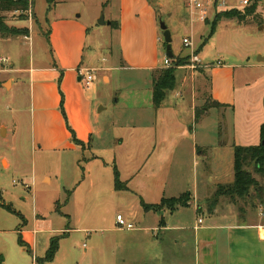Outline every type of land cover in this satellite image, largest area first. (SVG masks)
I'll use <instances>...</instances> for the list:
<instances>
[{
	"label": "crops",
	"instance_id": "crops-1",
	"mask_svg": "<svg viewBox=\"0 0 264 264\" xmlns=\"http://www.w3.org/2000/svg\"><path fill=\"white\" fill-rule=\"evenodd\" d=\"M119 2V14L110 19V26L118 33L120 39L121 57L116 63L108 66L106 64L110 63V61L108 58H103L101 63L96 64V60H94L96 57L95 52H92V56L87 58L89 31L82 24L68 18L61 23V30L56 28L57 21L53 25V29L49 31L53 63L50 64L48 62L37 67L31 65L29 68L17 67L14 63L9 64L8 74L13 75L9 79L11 90L16 87L19 89H27L28 87L29 90L32 145L36 151L43 152H72L76 154L91 152V158L86 159L90 166L93 161L103 160L102 156L96 155L94 152L100 149V147L97 148V145H99L97 143L105 135L103 128L106 127V124L103 121L102 129L100 128V130H98L99 126L96 125H100L101 114L106 112L109 106L100 101V94H98L97 90L95 91L93 83L90 88L85 87L81 75L91 70L95 73H100L99 76L105 84H111L112 75L110 73L130 71L145 74L146 78H149L147 86L150 88L152 95L150 93L149 99L145 102H131L130 105H124L122 108H119V101H115L119 108L115 114L119 117L124 113L141 112L143 116L149 119L151 124L135 128L136 126L115 121L113 129L120 128L124 131L123 135L119 134V137L113 138L115 144L117 143L115 152L126 154L129 151L127 147L129 140L135 137L136 134L141 133L137 129L145 130L142 132L145 134L147 132L152 134L156 132L161 117L166 112L176 113L180 106L189 101L187 99L190 96L189 109L190 112L193 111L195 113L193 117L195 125L191 129L193 137L191 145L192 158L195 163H198L199 158L207 156L206 154L209 152V146L206 144L208 138H206L204 129L206 125L199 124L196 121V110L199 108L197 106L199 100L196 99L195 91L181 88L182 82L180 80L182 70L192 67L191 65L178 67L176 70V86L179 87L169 91L162 106L156 108L153 102L154 77L159 69L167 68L164 65V61L169 58L166 52L165 59L161 62V50L166 51V44L164 43L162 47L160 44V22L162 20L159 15V9L162 6L153 0H119ZM114 4L117 3L108 0L105 5L113 6ZM226 10L228 9H215L214 13ZM216 14H214L213 20L202 22L211 25V27L207 40L201 48H197L194 46L193 35L195 34L194 23L200 22L196 18L198 12L192 17L188 10L187 17L190 26L184 30L183 39L189 38L192 45L186 48L190 49L189 54L183 56L180 54L179 57H190L191 59L194 53H199L198 55H200L203 53V47H208L212 40L218 36L220 26L225 20L218 23L214 34L211 36ZM112 23H116V27H113ZM65 25H70L71 28L69 29ZM238 25L239 27L244 26L242 23ZM142 36H150L152 45L148 46L146 43H142ZM31 37L32 35L26 39H31ZM224 39L223 43L216 48V62L211 60L206 64L210 66V68H207V77H209L208 97L211 102H218L225 106L221 109L224 112V118L228 119V145L234 151V146H258L262 140L261 129L264 125V71L255 74L254 77H251L250 72L264 69V57L259 55L257 64H251L248 54L242 55L240 51H234L233 45L228 47L231 44L229 40L227 38ZM16 41V39L5 38L1 40L0 44L11 45ZM226 56L229 61L225 60ZM175 58L176 56L173 53V58L169 59L174 60ZM6 59L10 61L11 56H7ZM242 69H247L250 72L245 71L243 75ZM178 70L181 71L179 76L177 74ZM112 77L115 80V75ZM218 78L223 80L220 85H218ZM59 81H61L64 109L69 125L77 139L84 144L83 147L73 142L72 134L61 113L62 97ZM169 93L172 95L168 96ZM210 114L211 112L207 113L203 116V119L210 117ZM1 126L7 130L4 125L0 124V128ZM176 126L181 127L182 124L177 122ZM6 132L8 135V130ZM225 143L219 142L220 146L227 145ZM199 151H201L200 154ZM73 156L75 160L73 164L78 165V159L81 155ZM130 156L114 155L112 163V169L114 166L117 167L120 180L127 189L116 190L114 179L112 185L109 182L108 184L100 185L97 191H94L95 184L93 182V190L90 193L93 208L91 222L106 223V217L97 215L99 204L100 202L109 203V200L112 201L118 196L123 202L124 213H118L117 215H122L127 222L135 225V215L139 214L147 223L157 224L155 227L135 226L134 230H121L118 227L103 231L99 230L102 234L106 232L109 234L116 232L128 233L126 234L127 237L134 242L123 245V243L119 244L113 237L96 235L97 238L95 243H93L94 248L91 259H87V261L84 257H75L68 250L66 253L67 260L65 261L62 258V244L66 238L70 237L71 229H65L64 227L54 228L51 221H46L47 216H44V213L36 212L35 206L36 215H34L32 223L30 219L20 213L19 217L22 221L19 224L10 226L9 219L6 216L11 214L10 212H13V210L10 211L9 206L6 204V189L0 181V191L3 194V201L0 203V255L4 257L5 264H37V259L45 257L51 240L60 236H63V238L60 240L59 250L55 259L52 262H44L42 264H72L73 262L81 264L83 261H87V264H115L118 250L124 252L121 259L125 264H149L154 262L155 264H264V245L260 247L261 244L259 243V241L264 243V239L260 237L259 232V228L264 227V222L261 219V217H264L262 215L263 212L262 214L260 213V220L255 221L250 218L253 214L252 212L237 211L235 204L233 202L229 203L227 198H224L214 210H210L209 201L213 198L212 192L209 191L210 186L214 187L215 193L218 187L223 184H215L214 182L212 185L209 182H204L201 195L197 185L194 184L193 187L192 185L181 186L180 177L173 179L170 176V169L173 166V169L179 168L177 160L174 162L172 158L169 163L166 161L170 159L171 155H157L155 158L157 167L152 168H150L152 165L148 166V162L151 159L150 156L146 158V167L137 166L135 163L132 164L129 159ZM124 161L128 162V167L123 174L122 166ZM4 162H6L7 166L4 167L3 165V168L8 169L10 163L6 159L2 160V164ZM103 163L106 166L110 164L105 161ZM146 168L149 169L145 171ZM92 176L93 173L90 171L88 177ZM234 179L233 160V175L231 182L229 181L230 184L234 183ZM47 180L51 182L49 177L45 178L46 182ZM195 186L197 188H194ZM184 194H188L191 198L189 206L178 207L173 212L168 208H163L156 212L145 211L141 204L143 201L147 205H159L163 199L179 198ZM73 198L74 195L64 197V200L59 198L58 202L55 203L57 207L55 212L67 217L69 222H71L73 217L65 214L63 209L73 202ZM183 210H192L194 216L192 225H181L178 224L177 220L173 221L179 214H182ZM200 219L203 221L202 224L199 223ZM207 221L210 224H206ZM115 224L117 226L116 221ZM46 227L49 230L45 229ZM150 228L160 232L154 235L161 242L156 248L158 253L149 252L146 243L148 242L147 239L139 234V232L149 231ZM90 231L92 230L84 229L82 232L88 235L91 233ZM94 232L98 234V231ZM40 236L43 237L40 238ZM120 245L121 248H117ZM165 246L167 248L166 251L163 250Z\"/></svg>",
	"mask_w": 264,
	"mask_h": 264
},
{
	"label": "rangeland",
	"instance_id": "rangeland-1",
	"mask_svg": "<svg viewBox=\"0 0 264 264\" xmlns=\"http://www.w3.org/2000/svg\"><path fill=\"white\" fill-rule=\"evenodd\" d=\"M161 5L159 15L163 22L172 31V51L176 57L180 54L186 55L190 53V49L183 46L184 30L190 26L187 15V7L190 0H153ZM108 0H54V5L50 7L48 0H32L30 10L23 12H2L0 13L8 27H15L21 31H28L26 35L12 37L16 39L17 43L11 45L3 43L0 44V59L1 57L11 56L10 61L6 63L0 62V124L4 125L8 130L2 126L0 128V181L3 183L6 193V204L11 207L13 212L7 215L10 226L19 224L22 219L19 217L20 213L33 222L36 212L44 213L47 216L46 221L52 222L53 227H64L71 229L68 238L62 244V258L67 260L66 253L69 250L75 257H84L86 260L91 259L94 248L96 235H105L113 237L119 244H131L125 232L120 233H104L99 230H107L117 228L115 221L118 213H124V205L118 196L109 203L100 202L97 209V215L106 217V223L91 222L92 199L90 193L93 190V182L95 184L94 191L100 185L114 183V174L112 163L114 155H131L129 159L132 164L137 166H145L147 156H150L148 166L157 167L155 160L157 155H171L168 163L173 158V161H178L179 168L170 169V176L173 179L182 181L181 186H198L201 193L204 182L210 184H223L225 188L214 193V187L210 186L212 192L211 200L209 201V209L214 210L218 204L224 199H229V203H234L237 211L252 212L250 218L255 221L260 220V213L264 215V176L255 172V167L249 163L246 171L258 181V186L250 189L249 195L246 197L233 196L228 193L226 187H229L233 175V160L234 151L229 144L228 133V119L223 116L221 108H215L213 102L209 100V77L205 67L186 68L182 70L180 80L182 82L181 88L187 90H194L198 109L203 116L207 113L210 117L200 120L198 123L204 124L205 135L208 138L209 152L207 156L200 157L198 163H195L192 158L193 137L191 129L195 125L193 117L195 113L190 112L191 97L189 96L187 102L180 106L176 113H167L161 117L158 122L156 132L142 133L145 130L137 129L139 132L135 137L131 138L127 144L129 151L126 154H119L115 152L116 144L113 138L123 135L124 131L120 128L113 129L115 121L122 124H130L141 128V126L150 125L149 119L143 116L141 112L124 113L117 117L116 111L124 105H130L131 102H145L149 99L150 88L147 86L148 80L145 74L137 72L122 71L113 72L110 75H115V80L112 78L111 84H105L100 78V73H94L95 80L93 85L95 91L100 94V101L109 106V109L101 114L100 125L97 124L98 130L102 129V124H106L104 130V137L98 141V151L94 152L96 155L102 156L103 160L92 162L90 166L88 160L92 156L91 152L84 153H70V152H43L36 151L32 145V132L30 127L29 114V90L26 88H18L11 90V83L9 79L13 75L8 74L9 64L14 63L17 67L29 68L31 65L37 67L53 63V56L50 48L49 31L60 28L61 23L66 19L73 20L80 23L89 31L88 39V54L87 58L92 56L95 52L96 64L102 62L103 58H108L111 65L116 63L121 57L120 39L115 30L108 25L101 26L99 21L104 15L105 21L110 22L113 16L119 14L120 2L119 0H111L117 3L113 6L105 5ZM258 4L256 12L247 16L246 24L239 27L237 20H225L221 26L218 36L215 37L208 47H203V53L199 55L201 65L205 66L209 61L217 58L216 48L227 38L233 45L234 51H240L242 55L248 54L251 64H257L259 55L264 57V0H251L250 6ZM158 5V7H159ZM250 6H243L241 0H227L226 9H238L243 11ZM52 8V9H51ZM219 10V9H218ZM215 9L209 13L207 21L214 19ZM214 13V14H213ZM217 15V14H216ZM150 21V20H148ZM195 34L193 35L194 46L201 48L208 38L211 25L202 22H195ZM260 25V26H258ZM71 28L70 25H65ZM241 33V34H240ZM31 39H26L30 38ZM48 35V36H47ZM51 38V37H50ZM5 38L0 37V42ZM19 40V41H18ZM135 40V37H134ZM142 43L148 46L152 45L151 37L142 36ZM161 47L163 46L164 38L160 37ZM93 52V53H92ZM166 51L161 50V62L164 61ZM225 60L229 61L226 56ZM8 59V58H7ZM9 60V59H8ZM105 64V63H104ZM191 65V62L190 64ZM243 75L247 69H242ZM241 71V70H239ZM252 71L251 77L255 74L263 72ZM180 70L177 71L179 76ZM239 73V72H238ZM223 83L221 78H218V85ZM179 86H176V88ZM5 88V89H4ZM172 94L169 93L168 96ZM115 101H119V108ZM182 124L177 127L176 123ZM184 134V135H182ZM7 135V136H6ZM114 136V137H113ZM97 139V138H96ZM98 140V139H97ZM219 142H226L224 146H220ZM201 151H199V154ZM73 155H81L78 159V165L75 163ZM173 155V156H172ZM6 159L10 163L8 169L3 168L7 166L6 162L2 164V160ZM110 163L109 166L104 165L103 162ZM128 162L124 161L122 170L123 174L128 167ZM146 167V166H145ZM170 168V165H169ZM149 169V168H148ZM146 168L145 171L148 170ZM178 170V173H177ZM92 171L93 176L88 177V173ZM49 177L51 182L45 178ZM230 181V182H229ZM49 182V183H48ZM229 184V185H226ZM195 186L194 188H197ZM74 195L73 202L63 209L65 214L73 217L71 222L65 216L57 214L55 203L59 198L64 200V197ZM202 195V193H201ZM188 203L191 200H187ZM35 202V203H34ZM108 206V208H107ZM1 213V211H0ZM4 213V212H3ZM173 221H178L181 225H192L193 214L192 210H183ZM170 215V214H169ZM170 217V216H169ZM46 218V217H45ZM208 219V217H206ZM249 219V218H248ZM264 222V217H261ZM136 227H155L151 223H147L139 214L135 215ZM70 223V224H69ZM69 224V225H68ZM206 224H210L208 221ZM243 224V223H242ZM49 230V228H45ZM84 229H90V234L82 232ZM94 231H98V234ZM229 231V230H228ZM254 231V230H252ZM105 232V231H104ZM160 232L154 228L149 231L139 232V234L147 239V248L149 252L158 253L157 245H160L159 239L154 236ZM43 236H40L42 238ZM258 239V238H257ZM259 241V240H258ZM143 243V241H142ZM141 243V245H142ZM264 245L263 242H260ZM117 248H121L117 246ZM166 251V246L163 247ZM194 252V251H193ZM88 253V254H87ZM122 250L117 251V258L115 264H125L121 259L123 255ZM61 258V260H62ZM87 260V261H88ZM64 261V262H65ZM83 261L81 264H87ZM72 264H75L73 262ZM149 264H155L149 263Z\"/></svg>",
	"mask_w": 264,
	"mask_h": 264
},
{
	"label": "trees",
	"instance_id": "trees-1",
	"mask_svg": "<svg viewBox=\"0 0 264 264\" xmlns=\"http://www.w3.org/2000/svg\"><path fill=\"white\" fill-rule=\"evenodd\" d=\"M258 1V0H257ZM50 7L54 5V0H48ZM32 5V0H0V13L2 12H23L26 13L30 10ZM258 4L244 9L243 11H239L238 9H231L226 11L218 12L214 21V25L212 27L211 36L214 34L218 23L222 20H237L239 23L246 24L247 16H251L256 12ZM52 9V8H51ZM113 27H116V23H112ZM28 31H21L15 27H8L5 23L4 17L0 14V37L2 38H12L26 35ZM27 36V35H26ZM199 54V53H197ZM174 65L169 68L159 69L156 72L154 77V91H153V102L156 108H160L166 98V95L169 91L175 89L177 84L176 79V70L178 67L187 66L190 64V57L181 58L176 57L174 60ZM60 87V94L62 97L61 103V113L65 119L67 127L72 134L73 142L78 146H84V144L79 141L71 129L67 115L64 109V96L61 91V81L58 82ZM215 108L225 107L218 102H213ZM203 114L200 110H196V121L199 122L202 120ZM261 143L258 146H234V183L229 187H226L228 193L233 196L238 197H246L249 195L250 189L252 187L258 186V181L246 171V167L249 163H252L255 167V172L264 176V145L262 144L264 140V125L261 129ZM114 171V179H115V188L116 190H124L127 189L125 184H123L120 180V174L116 166L113 168ZM224 185H220L218 187V194L220 191L225 188ZM191 200L188 194H184L179 198L173 199H163L159 205H147L145 202H141L142 207L145 211H159L163 208H168L172 212L176 210L178 207H188L190 201L188 203L187 200ZM3 201V194L0 191V203ZM9 210L12 209L9 207ZM63 236L55 237L51 240L50 246L47 250V253L43 259H37V264H42L44 262H52L55 259V256L59 250L60 240ZM0 264H5V259L2 255H0Z\"/></svg>",
	"mask_w": 264,
	"mask_h": 264
},
{
	"label": "built area",
	"instance_id": "built-area-1",
	"mask_svg": "<svg viewBox=\"0 0 264 264\" xmlns=\"http://www.w3.org/2000/svg\"><path fill=\"white\" fill-rule=\"evenodd\" d=\"M241 4L243 6H250L251 0H241ZM227 5V0H190L188 4V10L191 14V16H195V14L198 12L197 15V20L200 22H206L207 19L209 18V13L213 9H225ZM192 43L189 38L183 39V46L185 48L191 47ZM8 60L5 58H1L0 62L1 63H6ZM191 62V67L196 68V67H205V68H210V66H202L201 65V60L199 58V55L194 53L191 56L190 59ZM221 64V63H219ZM165 67L169 68L173 66L172 60L169 58H166L164 61ZM94 71L88 70L86 73H83L81 75V79L85 87L90 88L92 85L93 81L95 80V75ZM117 226L121 230H134L135 225L127 222V220L122 216V215H117L116 218ZM202 220H199V223L202 224ZM260 232V237L264 239V227L259 228Z\"/></svg>",
	"mask_w": 264,
	"mask_h": 264
},
{
	"label": "water",
	"instance_id": "water-1",
	"mask_svg": "<svg viewBox=\"0 0 264 264\" xmlns=\"http://www.w3.org/2000/svg\"><path fill=\"white\" fill-rule=\"evenodd\" d=\"M99 24L101 26H104V25L110 26L111 25L110 22L105 21L104 15H102V17H101V19L99 21ZM160 29L162 31V36H163L164 42L166 44L167 55L169 56V58H173V52H172L173 38H172L171 31L168 29L166 23L163 22V21L160 22ZM262 144L264 145V140H263Z\"/></svg>",
	"mask_w": 264,
	"mask_h": 264
}]
</instances>
